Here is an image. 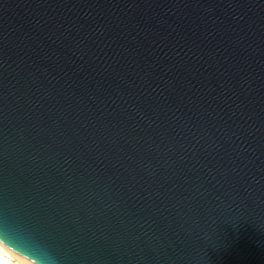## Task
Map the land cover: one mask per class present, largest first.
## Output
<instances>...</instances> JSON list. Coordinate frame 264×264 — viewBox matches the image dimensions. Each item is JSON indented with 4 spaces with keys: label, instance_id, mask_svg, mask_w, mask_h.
Returning a JSON list of instances; mask_svg holds the SVG:
<instances>
[{
    "label": "water",
    "instance_id": "1",
    "mask_svg": "<svg viewBox=\"0 0 264 264\" xmlns=\"http://www.w3.org/2000/svg\"><path fill=\"white\" fill-rule=\"evenodd\" d=\"M0 232L264 264V0H0Z\"/></svg>",
    "mask_w": 264,
    "mask_h": 264
},
{
    "label": "clouds",
    "instance_id": "2",
    "mask_svg": "<svg viewBox=\"0 0 264 264\" xmlns=\"http://www.w3.org/2000/svg\"><path fill=\"white\" fill-rule=\"evenodd\" d=\"M0 243L12 249L14 253L23 259V264H52V258L42 252L27 248L8 235L0 232Z\"/></svg>",
    "mask_w": 264,
    "mask_h": 264
},
{
    "label": "bare ground",
    "instance_id": "3",
    "mask_svg": "<svg viewBox=\"0 0 264 264\" xmlns=\"http://www.w3.org/2000/svg\"><path fill=\"white\" fill-rule=\"evenodd\" d=\"M0 248L2 250H4V251L8 252L9 257H10V255H13V256H15V257L18 258V261L19 262H22L23 263V259L21 257L17 256L12 249L6 247L3 243H0ZM1 261H3V264H5V263L8 264L10 262V260H8L7 258H5L4 256L1 257Z\"/></svg>",
    "mask_w": 264,
    "mask_h": 264
},
{
    "label": "rangeland",
    "instance_id": "4",
    "mask_svg": "<svg viewBox=\"0 0 264 264\" xmlns=\"http://www.w3.org/2000/svg\"><path fill=\"white\" fill-rule=\"evenodd\" d=\"M5 257V258H7L8 260H10V262L8 263V264H23L22 262H19L18 261V258L17 257H15V256H13V255H10V257H9V254H8V252H6V251H4V250H2L1 248H0V264H3V261H1V257ZM6 264V263H5Z\"/></svg>",
    "mask_w": 264,
    "mask_h": 264
}]
</instances>
